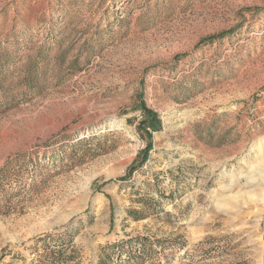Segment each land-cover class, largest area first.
<instances>
[{
    "label": "rangeland",
    "instance_id": "obj_1",
    "mask_svg": "<svg viewBox=\"0 0 264 264\" xmlns=\"http://www.w3.org/2000/svg\"><path fill=\"white\" fill-rule=\"evenodd\" d=\"M261 150L264 0H0V264H264Z\"/></svg>",
    "mask_w": 264,
    "mask_h": 264
},
{
    "label": "bare ground",
    "instance_id": "obj_2",
    "mask_svg": "<svg viewBox=\"0 0 264 264\" xmlns=\"http://www.w3.org/2000/svg\"><path fill=\"white\" fill-rule=\"evenodd\" d=\"M262 151L264 150H261V152ZM259 156V159L249 164L245 172H241L238 176L236 175L237 177L230 182L228 188L230 192H232L231 198L235 200H229V204L235 207L240 203H256L260 206H264V157L261 155ZM237 202L239 203L238 205Z\"/></svg>",
    "mask_w": 264,
    "mask_h": 264
},
{
    "label": "trees",
    "instance_id": "obj_3",
    "mask_svg": "<svg viewBox=\"0 0 264 264\" xmlns=\"http://www.w3.org/2000/svg\"><path fill=\"white\" fill-rule=\"evenodd\" d=\"M223 35H224V34H218V35L210 36L209 38H207V40H208V41H213V40H215L216 38L221 37V36H223ZM207 40L204 39L203 42H205V41H207ZM139 108L143 110L144 115H145L144 118H143V120L141 121V123H142L143 125H146V124H147L148 127L152 128V129H154V130L160 128V126H161V119H160V117H159V115H158L157 112H155V111H153V110H149V109L145 106L144 103H142V105H140ZM135 167H136V166H132V167H130L128 173H130L132 170H134Z\"/></svg>",
    "mask_w": 264,
    "mask_h": 264
}]
</instances>
